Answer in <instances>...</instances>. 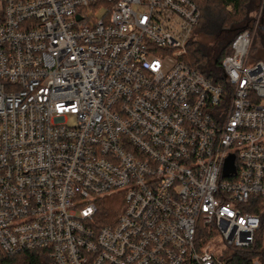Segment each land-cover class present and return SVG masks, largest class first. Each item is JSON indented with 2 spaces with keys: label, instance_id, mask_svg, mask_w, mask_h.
<instances>
[{
  "label": "built area",
  "instance_id": "2783aa9c",
  "mask_svg": "<svg viewBox=\"0 0 264 264\" xmlns=\"http://www.w3.org/2000/svg\"><path fill=\"white\" fill-rule=\"evenodd\" d=\"M200 20L192 0H0V257L227 264L257 244L264 62L244 31L226 87L208 80L183 60Z\"/></svg>",
  "mask_w": 264,
  "mask_h": 264
},
{
  "label": "trees",
  "instance_id": "16d2710c",
  "mask_svg": "<svg viewBox=\"0 0 264 264\" xmlns=\"http://www.w3.org/2000/svg\"><path fill=\"white\" fill-rule=\"evenodd\" d=\"M201 12V20L194 30L187 46V54L183 60L194 70L200 72L208 80L226 87L222 70V61L231 54V44L236 36L244 31L252 33L256 19L252 15H260L259 28H264V0H192ZM231 8V11L228 9ZM261 25V26H260ZM208 37L206 43L199 42L197 35ZM260 62H263L259 60ZM249 210L262 222L260 240L250 249L230 250L227 264H252L258 259L264 264V205ZM114 199L102 203L101 219L104 224L116 219L120 210ZM47 257L42 252H29L11 257H0V264H46Z\"/></svg>",
  "mask_w": 264,
  "mask_h": 264
},
{
  "label": "rangeland",
  "instance_id": "374dc122",
  "mask_svg": "<svg viewBox=\"0 0 264 264\" xmlns=\"http://www.w3.org/2000/svg\"><path fill=\"white\" fill-rule=\"evenodd\" d=\"M231 10H232L231 8L228 9V11H231ZM104 15H105L104 10L89 12V16L94 19H102ZM252 17L255 18L257 21L252 31L254 40H253V46L250 52V58L254 62H257L259 60L264 62V28H259L260 15L254 14L252 15ZM263 24H264V21L262 22V25ZM196 39L202 43H206L208 41L207 40L208 37H205L202 34L197 35ZM114 203L119 210L123 206V203L121 201H114ZM230 255H231V252L227 254V256H230Z\"/></svg>",
  "mask_w": 264,
  "mask_h": 264
},
{
  "label": "water",
  "instance_id": "95a60500",
  "mask_svg": "<svg viewBox=\"0 0 264 264\" xmlns=\"http://www.w3.org/2000/svg\"><path fill=\"white\" fill-rule=\"evenodd\" d=\"M232 162H233V159H229L228 160L227 166H226V169H225V176H229L231 173L234 172V168H233Z\"/></svg>",
  "mask_w": 264,
  "mask_h": 264
}]
</instances>
